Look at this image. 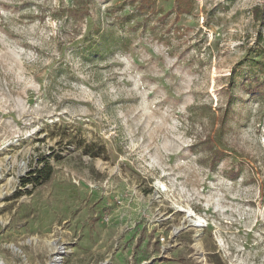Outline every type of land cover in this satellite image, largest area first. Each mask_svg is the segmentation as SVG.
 <instances>
[{"label":"rangeland","instance_id":"374dc122","mask_svg":"<svg viewBox=\"0 0 264 264\" xmlns=\"http://www.w3.org/2000/svg\"><path fill=\"white\" fill-rule=\"evenodd\" d=\"M175 2L0 0V264H264V0Z\"/></svg>","mask_w":264,"mask_h":264},{"label":"trees","instance_id":"16d2710c","mask_svg":"<svg viewBox=\"0 0 264 264\" xmlns=\"http://www.w3.org/2000/svg\"><path fill=\"white\" fill-rule=\"evenodd\" d=\"M182 5H183L182 0H176L174 8H176L177 10L181 8L184 9L185 7H183ZM35 172H36L35 178L23 179V183L26 184L27 182L31 180H36V181L48 180L51 177V167L50 165H47V164H45L40 169H37Z\"/></svg>","mask_w":264,"mask_h":264},{"label":"bare ground","instance_id":"6f19581e","mask_svg":"<svg viewBox=\"0 0 264 264\" xmlns=\"http://www.w3.org/2000/svg\"><path fill=\"white\" fill-rule=\"evenodd\" d=\"M190 217L192 216V213H189L188 214ZM191 221H192V223H193V225H196V226H200V225H202L199 221H197V220H194V219H191ZM53 244L56 246V243L55 242H53ZM58 249V248H57ZM60 256L59 255H57L56 257H55V259H54V264H58L59 262H60ZM105 264V263H104Z\"/></svg>","mask_w":264,"mask_h":264},{"label":"built area","instance_id":"2783aa9c","mask_svg":"<svg viewBox=\"0 0 264 264\" xmlns=\"http://www.w3.org/2000/svg\"><path fill=\"white\" fill-rule=\"evenodd\" d=\"M161 240L164 241L165 239L161 237Z\"/></svg>","mask_w":264,"mask_h":264}]
</instances>
